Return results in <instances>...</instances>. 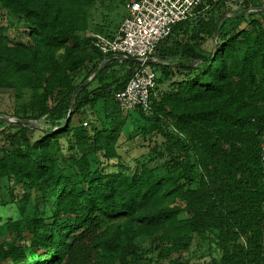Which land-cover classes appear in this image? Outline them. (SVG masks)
Segmentation results:
<instances>
[{
	"label": "trees",
	"instance_id": "16d2710c",
	"mask_svg": "<svg viewBox=\"0 0 264 264\" xmlns=\"http://www.w3.org/2000/svg\"><path fill=\"white\" fill-rule=\"evenodd\" d=\"M233 1L158 44L159 61L180 60L147 62L146 114L115 100L141 63L91 42L114 37L125 0H0L26 24L24 40L0 22V92H30L0 133V264H264V8L227 16ZM97 2L108 12L93 22ZM133 112L148 149L131 166L118 143Z\"/></svg>",
	"mask_w": 264,
	"mask_h": 264
},
{
	"label": "built area",
	"instance_id": "2783aa9c",
	"mask_svg": "<svg viewBox=\"0 0 264 264\" xmlns=\"http://www.w3.org/2000/svg\"><path fill=\"white\" fill-rule=\"evenodd\" d=\"M218 0H132L127 15L114 37L91 34L92 45L102 55H118L137 59L141 65L134 70L123 89L115 93V100L124 112L141 108L151 111V96L157 87L156 73L147 68L156 48L166 39L173 27L211 9ZM264 159V134L261 145Z\"/></svg>",
	"mask_w": 264,
	"mask_h": 264
},
{
	"label": "rangeland",
	"instance_id": "374dc122",
	"mask_svg": "<svg viewBox=\"0 0 264 264\" xmlns=\"http://www.w3.org/2000/svg\"><path fill=\"white\" fill-rule=\"evenodd\" d=\"M126 3L128 4L132 0H125ZM249 6H245V4L241 3L242 0L240 1H233L230 2V12L227 13V16L232 15L234 12L235 13H240V11H243V14H246L250 11L254 12L257 11L258 8H264V0H249ZM247 8V9H246ZM127 8H123L120 11V17L121 15H124L126 13ZM102 12H108L107 9L103 8L100 6V3L97 2L91 9H90V18L93 22H100L101 21V14ZM91 21V22H92ZM0 22L2 24L8 25L9 26V35L12 38H18L26 40L25 36L22 35V30L26 28V24L24 20L19 19L17 17H11L7 18L6 16H2L0 14ZM92 22V23H93ZM120 23V22H119ZM123 59V58H121ZM180 60L179 57H174L171 59H168L166 61H159L156 56L152 59V61H158L162 63H172L175 64ZM120 64V65H118ZM117 65L113 66L112 68L108 69V71L105 74V82H111L115 76L122 77L126 70H128V65L125 64V66H122L121 63H118ZM149 69H153L152 66H147ZM116 70V74L112 73V70ZM97 77H90L89 80H91L89 88H95L98 87L102 84L101 79L98 77V73L96 74ZM83 75L78 77L77 81H80L82 79ZM30 97V92L26 90L22 96L17 98L14 96V92L10 90H2L0 92V133L4 131H8L10 129H13L14 126V121L18 120L17 116L12 115L14 105L16 103L22 104L24 102H27ZM124 115H127V119L125 123L121 126V136L119 138V143H118V150L120 154L125 158V160L131 165L134 166V157L135 156H140L146 150L148 149L146 146L142 147L140 146L143 144V136L140 133H137L135 131V127H139V123L142 122L141 119H138L137 112L133 113H124ZM36 124L40 127L47 128L48 127V122L46 120H40L36 122ZM0 135V144H1V137ZM158 161V160H157ZM160 162V161H159ZM152 165L155 164V162L151 163ZM3 211V212H1ZM12 210H2L0 209V214L3 216L9 215V213ZM141 245L144 247V249H148L150 247V239H143L141 242ZM195 247L191 248L189 251L183 252L180 254L182 260H186L189 258V256L192 255V250H194ZM179 254H176L175 256H178Z\"/></svg>",
	"mask_w": 264,
	"mask_h": 264
},
{
	"label": "water",
	"instance_id": "95a60500",
	"mask_svg": "<svg viewBox=\"0 0 264 264\" xmlns=\"http://www.w3.org/2000/svg\"><path fill=\"white\" fill-rule=\"evenodd\" d=\"M118 57V56H117Z\"/></svg>",
	"mask_w": 264,
	"mask_h": 264
}]
</instances>
